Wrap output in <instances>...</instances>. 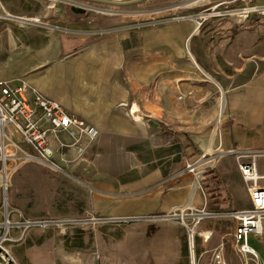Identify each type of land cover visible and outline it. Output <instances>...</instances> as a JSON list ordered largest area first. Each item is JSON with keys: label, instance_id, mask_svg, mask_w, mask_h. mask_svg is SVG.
<instances>
[{"label": "rangeland", "instance_id": "rangeland-1", "mask_svg": "<svg viewBox=\"0 0 264 264\" xmlns=\"http://www.w3.org/2000/svg\"><path fill=\"white\" fill-rule=\"evenodd\" d=\"M66 1L70 0H8L7 3L14 13H29L56 25L65 15L75 14ZM220 1L146 0L131 7L79 3L92 8L86 10L85 15H79L83 20L88 18L92 24L98 21L111 24L112 19L125 25L160 21L163 26L167 23L185 26L186 23L193 24L195 16L198 18L199 26L195 24L193 36L179 47L178 61L164 71L166 76L159 93L163 107L170 105L176 92L181 93L178 102L193 112L194 126L175 134L182 140H190L189 150L181 157L178 170L193 161L200 160L196 165L215 161L214 166L204 172L201 181L207 210L215 216L203 221L204 228L201 229L208 231L206 236H209V239L205 238L204 249L202 238L197 239L201 229L197 230L196 247L199 245L198 249L202 251L201 263L197 258L199 264H207L220 245L227 264H231L230 258L240 264L232 241L234 220L229 213L247 208L249 200L235 157L246 150L264 154V107L251 105L252 100H264V0H225L227 4L218 5ZM179 4L183 5L166 10ZM16 51L10 47L8 34L0 42V79L12 66L16 67L12 57ZM131 118L143 122L142 117L137 119L132 115ZM149 132L154 133L153 130ZM153 137L123 140L100 136L94 146L95 152L91 156L89 153V160L80 168L66 167L63 174L30 164L20 165L10 177L7 191L0 187V222L2 213H9L13 222L36 223L12 230L13 238L24 232L23 239L11 244L19 264L169 262L153 253L157 252L154 236L158 222L147 221L148 217L166 213L157 211L151 215L146 208L159 202L163 212L164 202L172 201V188L181 191L183 182L181 178L169 183L168 180L148 178L154 165L142 167L139 163L150 157L146 145L158 143L165 149L163 146H168L172 139L170 131L164 129L156 133L157 142L150 141ZM212 171L224 188L219 203L209 197L203 182L205 174ZM184 180L191 186L192 174L187 173ZM226 184L229 189L238 188V197L232 199ZM155 190L156 194L153 193ZM190 190L191 187L189 192L188 187L185 190L188 197ZM227 195L229 199H226ZM228 205L230 212H215ZM153 226L156 227L154 232L151 231ZM249 245L260 253L264 251V245L252 237ZM188 262L185 259L178 264Z\"/></svg>", "mask_w": 264, "mask_h": 264}, {"label": "crops", "instance_id": "crops-1", "mask_svg": "<svg viewBox=\"0 0 264 264\" xmlns=\"http://www.w3.org/2000/svg\"><path fill=\"white\" fill-rule=\"evenodd\" d=\"M7 2L0 0V42L9 34L10 47L17 50L12 55L16 67L12 66L10 72L0 80L19 78L42 95L58 101L69 112L93 125L99 131L98 139L106 135L123 140L147 139L153 135L150 141L157 142V132L163 129L170 131L171 143L163 146L165 149H161L158 143L146 145L150 157L139 163L142 167L154 165L148 178L168 180L167 183L181 178L182 190L172 188V201L164 202L163 212L159 202L152 203L146 211L152 215L157 211L168 213L172 210L171 206L201 208V194L195 191L198 180L189 186V182L184 180L188 172L185 168L181 171L177 168L182 163L181 157L189 150L190 140H182L175 134L194 126L193 112L178 102L181 93L176 92L168 107H163V98L159 93L166 76L164 71L178 61L179 47L194 32L195 23H186L185 26L167 23L160 26L162 22L153 21L125 25L111 19V24L103 21L92 24L88 18L83 20L75 13L65 15L60 24L55 25L29 13H14ZM224 3L227 4V1L222 0L218 5ZM251 105L264 107V100H252ZM132 108L136 110L132 112ZM132 115L134 118L142 117L143 122L132 120ZM62 138L67 139L65 135ZM98 139L80 158L73 150L68 151L63 158L73 161L66 162V167L83 166L89 160V153L91 156L95 152ZM211 165V161L205 163L201 173ZM226 186L229 189V185ZM187 187L188 192L191 187L189 197L185 195ZM229 190L232 199L233 196L238 197V188L230 187ZM156 227L158 231L154 241L157 244L154 247L157 252L153 253L163 260H169L162 264H178L185 259L189 260V264L201 263L200 246L196 247L195 241L193 249H188L187 233L181 224L160 222ZM201 228H204V222L199 231ZM207 232L201 229L197 236V239L203 240L202 249L207 243L205 238L209 237L206 236ZM260 254L263 255L264 251ZM17 255L20 256L18 251ZM212 258L213 255L211 259L208 257L207 264H212ZM230 260L231 264H235L234 258ZM222 262L227 264L224 255Z\"/></svg>", "mask_w": 264, "mask_h": 264}, {"label": "built area", "instance_id": "built-area-1", "mask_svg": "<svg viewBox=\"0 0 264 264\" xmlns=\"http://www.w3.org/2000/svg\"><path fill=\"white\" fill-rule=\"evenodd\" d=\"M84 7L92 10L88 9L91 7ZM215 8L217 7L213 9ZM63 135L67 139H63ZM98 137L99 131L93 125L69 112L58 101L42 95L26 82L20 79L0 80V187L4 191L8 189L10 177L22 164L63 174L66 162L73 161L64 159L63 156L73 150L80 158ZM235 160L249 206L229 213L235 223L233 247L240 264H264V254L261 255L249 245L250 237L264 245V154L246 150L239 152ZM197 162L193 161L185 166L186 171L192 174L193 182L196 180L194 170ZM210 168H206L204 172ZM204 172L198 179L195 190L201 194V208L175 207L166 214L147 218V221L158 223L177 220L186 230L189 249L194 247L197 230L202 222L215 216L207 210V197L201 187ZM6 204L8 205L7 201ZM2 216L0 264H19L11 251V244L23 239L24 232L18 238H13L12 230H20L21 226L26 228L36 223L13 222L9 213H2ZM222 255L223 246L220 245L213 255L212 264H224Z\"/></svg>", "mask_w": 264, "mask_h": 264}, {"label": "water", "instance_id": "water-1", "mask_svg": "<svg viewBox=\"0 0 264 264\" xmlns=\"http://www.w3.org/2000/svg\"><path fill=\"white\" fill-rule=\"evenodd\" d=\"M71 1H73V2H71ZM145 1L146 0H133L130 2H114V1H108V0H70V1H66V2L70 3V10L72 12H74L78 15H85L87 8L82 6L81 4H79L80 2L81 3L85 2V3L103 4V5H107V6H113V7H131V6H139V5L143 4ZM188 1H190V0H188ZM182 5L183 4L174 5V6H171L169 8H166V10H172L175 8H179ZM88 9H92V8H88ZM157 11H160V10H157ZM195 19L197 20L198 18L195 16ZM196 20H194V23L199 26V23ZM193 34H194V32H192L190 38L193 36ZM222 106H223V99H222ZM155 230H156L155 226L151 227L152 232H154Z\"/></svg>", "mask_w": 264, "mask_h": 264}, {"label": "trees", "instance_id": "trees-1", "mask_svg": "<svg viewBox=\"0 0 264 264\" xmlns=\"http://www.w3.org/2000/svg\"><path fill=\"white\" fill-rule=\"evenodd\" d=\"M161 25L163 24H160V26ZM208 173L209 175H207V173L205 174V180L203 181L205 182L204 185L206 191L208 192V195L211 199H217L218 201L216 203H219L220 199L222 198L224 188L221 182L219 181L218 177L214 175L215 173L213 171ZM226 199H229L228 195ZM229 207L230 205H228L227 208H218L215 210V212H222V213L230 212L231 210H229L230 209Z\"/></svg>", "mask_w": 264, "mask_h": 264}, {"label": "bare ground", "instance_id": "bare-ground-1", "mask_svg": "<svg viewBox=\"0 0 264 264\" xmlns=\"http://www.w3.org/2000/svg\"><path fill=\"white\" fill-rule=\"evenodd\" d=\"M46 1H52V0H46ZM191 4V3H190ZM133 109V108H132ZM136 110V108H134L133 109V111L132 112H134ZM135 117H137V116H135ZM138 119L140 118V117H137ZM199 162V161H198ZM213 163V162H212ZM204 164H199V165H197L196 166V168H195V170H194V172H195V175H196V179L198 180L199 178H200V176L202 175V173H201V167L203 166ZM212 166H214V164H212ZM211 166V167H212ZM186 208V207H185Z\"/></svg>", "mask_w": 264, "mask_h": 264}]
</instances>
